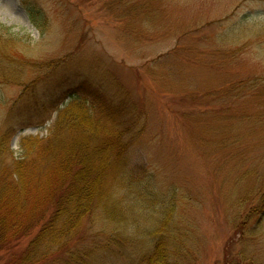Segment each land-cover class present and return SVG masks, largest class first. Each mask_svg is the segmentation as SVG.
<instances>
[{"label":"rangeland","instance_id":"obj_1","mask_svg":"<svg viewBox=\"0 0 264 264\" xmlns=\"http://www.w3.org/2000/svg\"><path fill=\"white\" fill-rule=\"evenodd\" d=\"M91 88L140 112L128 163L177 182L192 264H264V0H0V138L14 152ZM93 222L86 240L114 229Z\"/></svg>","mask_w":264,"mask_h":264},{"label":"trees","instance_id":"obj_2","mask_svg":"<svg viewBox=\"0 0 264 264\" xmlns=\"http://www.w3.org/2000/svg\"><path fill=\"white\" fill-rule=\"evenodd\" d=\"M88 90L91 102L75 99L74 109L59 112L46 138H22L18 154L0 138V260L192 264L195 235L189 222L177 218V182L161 189L144 164L128 163L136 137L131 125L140 112L126 105V93L117 103L109 93ZM259 200L263 212L264 191ZM97 217L114 229L86 240L83 224Z\"/></svg>","mask_w":264,"mask_h":264}]
</instances>
